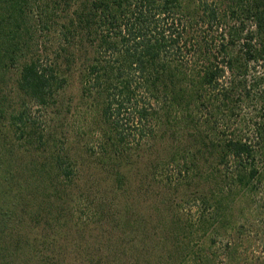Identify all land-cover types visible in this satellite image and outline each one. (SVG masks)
I'll return each instance as SVG.
<instances>
[{
  "label": "trees",
  "instance_id": "obj_1",
  "mask_svg": "<svg viewBox=\"0 0 264 264\" xmlns=\"http://www.w3.org/2000/svg\"><path fill=\"white\" fill-rule=\"evenodd\" d=\"M9 73V109L0 91V140L9 144L0 171L8 201L0 204V264H49L40 249L47 236L34 231L39 213L59 225L65 205L82 204L72 187L77 168L28 113L47 111L73 77L96 102L88 110L100 119L99 159L112 197H125L130 179L120 164L134 146L166 144L167 156L144 179L152 186L154 172L168 171L170 195L182 189L198 208L195 230L173 217L175 249L213 264L204 249L192 251L197 232L216 236L243 198L264 216V0H0V80ZM260 233L264 244V227Z\"/></svg>",
  "mask_w": 264,
  "mask_h": 264
},
{
  "label": "rangeland",
  "instance_id": "obj_2",
  "mask_svg": "<svg viewBox=\"0 0 264 264\" xmlns=\"http://www.w3.org/2000/svg\"><path fill=\"white\" fill-rule=\"evenodd\" d=\"M50 39L42 38L45 44L51 45L53 40ZM13 79L14 76L9 73L0 80V91L5 97L2 99L4 109H9L13 101ZM93 102L88 92L81 90L76 77H73L47 111L36 106L28 110L36 122L37 133L51 130L50 138L54 143L51 149L57 153L65 151L70 164L77 168L73 170L78 180H73L72 187L73 192L82 199V204L75 211H71L72 206L65 205L67 208L59 225H49L45 213H39V223L35 224L34 231L47 236L46 243L40 245L45 263L197 264V257L194 254L187 256L185 252L175 249L174 241L169 236L174 216L175 219L189 221L194 224L193 230L196 229L198 208L194 198H182L185 195L182 189L170 195L164 186L169 177L168 171L154 172L156 178L150 181L152 186L144 179L150 173L148 167L155 163V159L167 156L166 144L160 142L150 150H138L133 145L136 150H130V162L124 160L120 164L122 174L127 180L130 179V183L122 188L126 190L124 195L127 199L124 196L119 200L112 197L114 182L111 174L104 170L107 164L104 166L99 159L103 150L96 137L101 123L95 112L96 102ZM89 106L95 109L94 114L88 110ZM57 112L60 113L59 118H55L54 113ZM49 119L53 123L46 129ZM0 136H6L2 124ZM7 141V137L0 140V171L8 167ZM128 142L133 143L131 137ZM131 147L130 144L126 149ZM41 155L36 159L38 164L44 163ZM29 160L26 154L19 159L23 164ZM112 198L116 203L111 204L109 199ZM251 200L243 198L236 202V210L229 218V225L219 227L216 236L211 233L209 237H204L197 232L195 240L191 242L192 251L199 253V249H204V254L213 260V264H264V244L259 234L260 229L263 231L264 216L250 213L254 205ZM7 202L0 197V204ZM32 206L28 210L33 213L37 204Z\"/></svg>",
  "mask_w": 264,
  "mask_h": 264
}]
</instances>
